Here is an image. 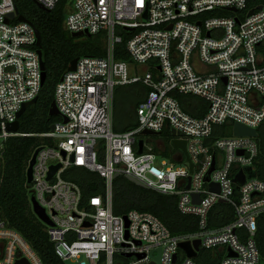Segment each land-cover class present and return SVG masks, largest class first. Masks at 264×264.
Masks as SVG:
<instances>
[{"label": "built area", "instance_id": "1", "mask_svg": "<svg viewBox=\"0 0 264 264\" xmlns=\"http://www.w3.org/2000/svg\"><path fill=\"white\" fill-rule=\"evenodd\" d=\"M36 1L48 11L61 2ZM247 2L67 0L64 28L71 34L104 33L107 48L104 57L79 58L75 71L65 73L55 90L59 121L53 131L32 135L47 144L36 149L40 151L29 190L52 223L41 221L64 263L196 264L179 245L200 240L198 255L222 254L220 264H260L256 234L264 215V181L247 179L236 194L234 183L240 171L256 169L260 150L257 138L233 136V126L259 130L264 123V6L248 16ZM16 9L15 0H0V160L4 142L26 136L8 127L43 86L36 28L16 19L6 22ZM123 43L130 62L116 56ZM139 65H147L144 74ZM139 83L148 92L136 109V127L115 131L116 89ZM176 95L202 99L205 114L192 116ZM172 129L187 142L192 175L181 152L172 148L175 153L165 157L162 143L155 147L141 138L147 130L160 135ZM76 168L98 173L105 193L85 200L70 179ZM117 175L176 196L179 211L198 218V230L173 236L152 213L116 215L112 184ZM210 183L219 184L220 193L210 191ZM218 204L234 208L235 219L227 225H212ZM19 261L42 264L31 245L0 216V264Z\"/></svg>", "mask_w": 264, "mask_h": 264}, {"label": "trees", "instance_id": "2", "mask_svg": "<svg viewBox=\"0 0 264 264\" xmlns=\"http://www.w3.org/2000/svg\"><path fill=\"white\" fill-rule=\"evenodd\" d=\"M247 1V11L264 6V0ZM15 4L20 15L29 20L41 34V50L47 75L37 104L29 107L20 118L19 133L26 136L10 138L3 144L0 160V216L31 245L42 264H66L56 255L47 227L33 212L27 170L35 150L47 144V141L32 135L48 133L51 126L59 121V117L49 116V109L55 100L56 87L68 71L71 62L76 58L104 57L107 38L104 33L90 37H72V34L64 28L67 0H61L51 11L40 9L33 0H15ZM227 15L232 14L227 13ZM116 56L118 59L131 61L126 51V43L117 46ZM118 88L116 101L122 103V108L119 109L120 118L116 130L128 131L136 127L133 115L144 100L148 89L141 83ZM176 97L182 108L192 116L201 117L205 114L207 103L202 99L185 95H176ZM258 131L256 142L260 154L255 163V170L257 177L264 181V123ZM162 134L168 136L166 152H164V156L167 157L170 151L175 153L171 147L173 136L170 130ZM72 172L70 179L80 186L85 200L99 193H105L106 184L98 173L80 168ZM112 201L116 215H125L132 210L152 213L165 224L173 236H186L198 230V218L183 215L178 209L176 196H167L141 188L124 176L113 180ZM212 214L213 226L227 225L235 219L234 208L228 204H218ZM257 226L256 240L264 259V215L258 219ZM213 255L217 258L214 259ZM218 256L220 255L213 251H202L196 258V264H220Z\"/></svg>", "mask_w": 264, "mask_h": 264}, {"label": "water", "instance_id": "3", "mask_svg": "<svg viewBox=\"0 0 264 264\" xmlns=\"http://www.w3.org/2000/svg\"><path fill=\"white\" fill-rule=\"evenodd\" d=\"M34 3L42 10L48 11L47 9H45L41 4H39L36 0H33ZM263 6H260L257 8V10H261ZM233 11H236L235 9H233ZM255 13V10H251L248 14V16H252ZM145 17H147L145 15ZM12 19H16L18 22L20 23H28L33 25L29 20H27L23 15H20L19 10L16 9L14 13L9 14L8 19H7V23H9L10 20ZM128 31H133V29H127ZM36 35H37V46L39 48L38 50V54L40 56L41 59V69H42V85H44L45 81H46V67H45V63L43 61V53L41 50V34L40 32L36 29ZM83 36H88L90 37L91 34L89 33H83V32H79V33H73L72 37L74 38H80ZM79 61V58H76L75 60H73L68 68V72H72L75 71L76 67H77V63ZM39 100V97L35 98L34 100L25 103L21 110L18 112L17 114V121L10 124L8 127V131L12 132V133H19L20 130V118L23 116V114L28 110L29 107L37 104ZM49 116L54 117V116H59V111L56 107L55 101H53V103L50 106L49 109ZM51 131L54 130V125L51 126L50 128ZM0 131H1V127H0ZM171 134L174 137V139L171 141V147L176 150L179 151L183 154L184 159L187 163H189L190 165V174H193V169H194V165L193 162L190 160L188 151H187V142L185 140H181L178 139L176 137L181 136V134L177 133L175 130H171ZM144 135H155V133L151 132V131H144L142 132V136ZM233 136L235 137H253V138H258L259 136V131L257 129H253V128H249L245 125H242L240 123H235L233 126ZM139 145V154L142 153L143 151V140H139L138 142ZM40 149L36 150V152L34 153L30 163H29V167L27 170V183L28 185L31 184L32 182V172H33V166L35 164L36 161V157L37 154L39 153ZM240 155L243 154V152L239 153ZM60 168V165L58 166H54L51 168V172L49 174V178H51L56 172L57 170ZM214 167L212 168V170L210 171V173L213 171ZM209 173V174H210ZM118 177V175L116 176V178ZM257 177V173L256 171L252 168V167H248L246 168L244 171H240L234 178V183L236 185L235 188V194L236 192L239 191L240 187L243 186L247 179H254ZM130 182H133L134 184H136L137 186L141 187V188H145L144 185H142L139 181L135 180L132 177H128L127 178ZM210 178L209 176L207 177L206 181H209ZM190 183H191V176H189L188 178V185L186 187L185 190H189L190 189ZM210 191L215 192V193H220V185L217 183H210ZM192 198L194 201L199 202L200 201V196L198 194H194L192 195ZM234 200L236 201V203L238 204V198L235 195ZM31 203L33 206V212L35 213V215L38 217V219L40 221H42L43 223L47 224V225H52L49 217L47 216L45 210L38 204V202L36 201L35 197L31 198ZM221 203H223V201H221ZM200 246H201V241L200 240H195L193 243L190 242H182L180 243L179 247L185 252V254L187 255V257L189 258H197L198 253L200 251ZM157 261L159 258H156ZM174 261H176V257L174 259ZM18 264H27L25 261H19ZM260 264H264V259L262 258Z\"/></svg>", "mask_w": 264, "mask_h": 264}, {"label": "rangeland", "instance_id": "4", "mask_svg": "<svg viewBox=\"0 0 264 264\" xmlns=\"http://www.w3.org/2000/svg\"><path fill=\"white\" fill-rule=\"evenodd\" d=\"M138 69H140V73L144 74L146 72L147 69V65H139L137 66ZM131 86V85H130ZM133 86V85H132ZM125 87H129V86H125ZM119 89V88H117ZM120 103V101H119ZM226 135H224L225 137ZM147 144H152L153 146H157V142L158 143H162L164 146H167V142H168V136L165 134H160V135H144L141 137ZM35 214V213H34ZM214 259L217 258L216 255L212 256ZM219 259L221 260L222 258V254H220V256H218ZM67 264H70L69 262Z\"/></svg>", "mask_w": 264, "mask_h": 264}, {"label": "crops", "instance_id": "5", "mask_svg": "<svg viewBox=\"0 0 264 264\" xmlns=\"http://www.w3.org/2000/svg\"><path fill=\"white\" fill-rule=\"evenodd\" d=\"M123 87H125V86H123ZM121 108H122V103H119V101L115 100V113H114V129H115V131H117L116 130V125H117V122H118V118H120L119 109L121 110ZM133 116H132L133 119H135L134 122H136V113H134Z\"/></svg>", "mask_w": 264, "mask_h": 264}]
</instances>
